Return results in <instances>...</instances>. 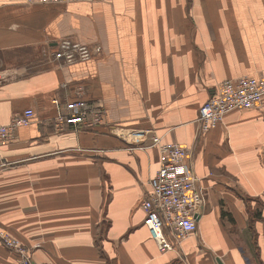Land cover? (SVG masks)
Returning <instances> with one entry per match:
<instances>
[{
	"label": "crops",
	"instance_id": "obj_1",
	"mask_svg": "<svg viewBox=\"0 0 264 264\" xmlns=\"http://www.w3.org/2000/svg\"><path fill=\"white\" fill-rule=\"evenodd\" d=\"M62 38L100 52L60 64ZM261 72L264 0H0V125L35 113L0 145V229L34 264H264V96L196 122L219 82ZM78 97L100 121L57 128L52 99ZM150 131L189 148L203 188L179 252H159L143 225ZM17 260L0 241V264Z\"/></svg>",
	"mask_w": 264,
	"mask_h": 264
},
{
	"label": "built area",
	"instance_id": "obj_2",
	"mask_svg": "<svg viewBox=\"0 0 264 264\" xmlns=\"http://www.w3.org/2000/svg\"><path fill=\"white\" fill-rule=\"evenodd\" d=\"M32 4H66L74 1L106 0H26ZM100 52V46H89L62 38L51 55L60 64H72L87 60ZM66 83H61L65 86ZM78 94L82 88L77 86ZM264 96V72L258 75H239L218 83L214 93L198 108L196 122L200 131H206L222 123L224 115L238 108H251ZM52 102L57 106L54 116L57 128L65 125L84 123L90 116L96 123L101 119V110L83 98L66 100L60 104L57 98ZM35 118L34 110L26 107L11 120L0 125V145L15 137V130ZM145 147L158 150V167L148 181V191L140 205L144 211L143 225L148 229L159 252L177 251L187 237L197 231V218L203 211V188L188 162L189 148L176 141H166L161 135L149 133V143ZM0 155V169L8 166ZM0 241L18 255L17 264H34L19 240L0 229Z\"/></svg>",
	"mask_w": 264,
	"mask_h": 264
}]
</instances>
